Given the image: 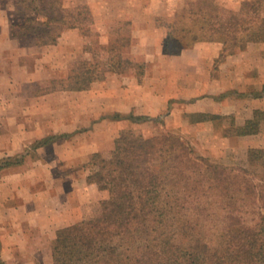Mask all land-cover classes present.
I'll list each match as a JSON object with an SVG mask.
<instances>
[{
	"label": "trees",
	"instance_id": "1",
	"mask_svg": "<svg viewBox=\"0 0 264 264\" xmlns=\"http://www.w3.org/2000/svg\"><path fill=\"white\" fill-rule=\"evenodd\" d=\"M13 4L11 35L33 45L56 44L63 31L84 33L92 23L86 4ZM161 26L164 53L215 42L221 46L215 63L221 62L249 43L264 42V0H244L235 10L216 0H185ZM108 52L105 61L75 62L45 91L88 90L108 71L123 73L132 66L143 74V64L123 57L118 46L111 44ZM253 95L264 98V84ZM125 117L137 124L163 123L159 116ZM263 131L264 109H257L232 133ZM12 161L6 159L0 169ZM247 162L263 168V150H247ZM86 165L91 167L86 181L99 191V213L56 231L52 264H264V168L259 176L247 167L214 163L178 135L131 128L120 131L113 150L93 153Z\"/></svg>",
	"mask_w": 264,
	"mask_h": 264
},
{
	"label": "crops",
	"instance_id": "2",
	"mask_svg": "<svg viewBox=\"0 0 264 264\" xmlns=\"http://www.w3.org/2000/svg\"><path fill=\"white\" fill-rule=\"evenodd\" d=\"M13 11V0H0V158L17 153L30 140L51 133H74L82 119L92 123L95 134L90 133L97 138L99 124L104 121H99V116L109 113L115 115L105 119L113 129L108 132L111 139L122 129L146 126L147 122L137 124L125 117L133 113L163 117L165 125L182 137L215 140L222 150L264 152V131L241 136L226 133L227 125L219 126L220 118L229 119L234 126L243 125L255 110L264 109V98L247 92L252 86L253 91H259L264 84V74L257 73L264 64L263 42L249 43L215 63L220 44L199 42L178 54H167L162 50L164 29L160 32L153 22L134 19L137 43L155 44L141 76L134 69L108 71L88 90L34 96L27 92L35 84L66 76L67 60L83 48L85 40L78 29H67L56 44L26 45L11 35ZM148 30L152 38L145 37ZM62 95L73 100H50ZM165 104L167 111L162 113ZM89 150H98V144ZM51 163H35L25 169L9 166L0 174L1 264H52L56 231L80 221L81 205L96 199L95 184L85 181L76 185L74 174L52 179L51 169L65 162Z\"/></svg>",
	"mask_w": 264,
	"mask_h": 264
},
{
	"label": "rangeland",
	"instance_id": "3",
	"mask_svg": "<svg viewBox=\"0 0 264 264\" xmlns=\"http://www.w3.org/2000/svg\"><path fill=\"white\" fill-rule=\"evenodd\" d=\"M242 1L244 0H216L220 6L233 10L237 9ZM184 2L185 0H66V4L71 6L86 4L92 16V23L87 27L89 28L88 31L84 33H81L80 31L85 40L83 48L76 51V53H72L71 57L66 62L67 72L72 65L79 60L94 59L105 61L110 56L108 48L111 44L119 47V51L123 57L131 59L133 63L144 64L148 58L151 46H153L154 43L151 44L146 42L143 44L141 42L142 44L140 45L137 43L138 37L134 30L133 20L140 19L147 23L153 22L156 29H160V32H162V22L164 20H170L182 7ZM157 32L158 31L154 30V37L158 36ZM145 34V37L148 38L149 36H152L150 30ZM126 40H128V43H125ZM23 43L30 45L31 40L25 39L23 40ZM261 46L264 48V44ZM261 53L264 61V49L261 50ZM130 69L137 71L135 66H132ZM256 70L257 69H255V71ZM257 71L258 74H264V64L261 68L259 67ZM52 79L58 78L53 77L49 80H45L41 84H35L31 90H28V95L34 94V96H39L47 93L45 90L50 85ZM253 88L254 87L252 86L247 92H253ZM50 100L72 101L73 98L70 97V95H62L61 98H50ZM36 108L38 107L36 106ZM166 111L167 106L165 104L161 107V112L165 113ZM81 114H85L84 111ZM112 117H115L113 113L99 116V121L102 119H104V121L99 124V127H101L99 129L100 135L97 138L93 135V133L95 134V131H93V126H91L92 123H84V119H82V122L74 133H51L48 136H53L54 138L46 144H42V141L48 136L30 140L27 145L17 153L1 157L0 163L5 162L6 159L10 158L13 160L10 167L25 169L33 166L35 163L52 161L51 164H53L56 161H64L65 164L61 163L60 167H53L51 169V178L53 179L54 175L61 176L62 174H65L66 177H71V175L74 174L76 181H78L76 182V185L81 186L86 181V176L91 172V167L86 165L89 157L93 153L107 154L114 148L113 141L118 137V133H120L121 130L117 133L115 138L111 139L113 136H110L111 132L110 135L108 132L109 130L113 131V129L111 130V128H109L108 124L105 123L108 121L105 119H111ZM161 120L163 122L162 124L151 122L147 123L142 129L135 127H131V129L140 130L145 135H151L155 132H169L182 137L183 134L170 128L168 125H165L163 117ZM219 121V126H229L225 129L226 133L232 134L234 125L230 123V120L227 118H220ZM90 130L93 131L92 134L90 133ZM182 138L192 146L198 155L208 158L211 162L229 167H247L254 170L259 176L264 168H262V166L250 165L247 162V150H222L219 143L215 140H190L184 137ZM65 142H68V145H66ZM111 142H113V147L109 149L108 146L111 145ZM97 144L98 150H89ZM7 167L9 166L0 169V174L3 169H6ZM81 174L85 177L82 176L78 178ZM96 190V199H91L81 205L80 220L86 217L95 216L99 213L98 201L100 196L97 186Z\"/></svg>",
	"mask_w": 264,
	"mask_h": 264
}]
</instances>
